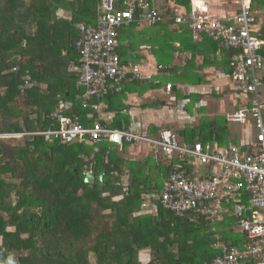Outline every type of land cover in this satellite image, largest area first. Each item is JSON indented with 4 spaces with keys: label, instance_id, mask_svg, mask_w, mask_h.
Returning <instances> with one entry per match:
<instances>
[{
    "label": "trees",
    "instance_id": "16d2710c",
    "mask_svg": "<svg viewBox=\"0 0 264 264\" xmlns=\"http://www.w3.org/2000/svg\"><path fill=\"white\" fill-rule=\"evenodd\" d=\"M123 1L118 9H124ZM192 1L172 0L186 15ZM252 4L264 8V0ZM100 8V0H0V135L25 134L20 139L0 138V264H144L141 254L146 251L147 264H209L220 254L213 243L248 244L230 213L212 223L213 218L196 213L176 216L165 210L158 196L170 168L157 165L150 153L139 160V145L118 147L107 140L49 143L29 135L52 129L49 117L59 102L71 101L72 113L86 127L99 121L113 130L154 137L173 128H137L129 108L181 105L191 116L201 93L187 94L177 85L206 84L208 68L230 74V54L222 51L218 57V44L207 37L193 41L186 24L175 26L169 20L148 32L132 23L118 30L122 63L142 64L150 51L157 65L172 68L113 86L90 100L100 105L98 112L83 109L84 89L73 71L79 65V34L74 28L95 25ZM60 10L65 20L57 17ZM179 52L188 55L184 64L176 60ZM259 53L264 58V47ZM262 80L264 86V74ZM168 83L173 85L170 94L163 93ZM146 95L151 101L144 105L133 100ZM170 97L174 101H168ZM196 112L202 116L204 109ZM235 125L225 117L204 116L173 132L187 144H244ZM87 173L92 174L91 183L84 182ZM147 200L155 214L134 216Z\"/></svg>",
    "mask_w": 264,
    "mask_h": 264
},
{
    "label": "built area",
    "instance_id": "2783aa9c",
    "mask_svg": "<svg viewBox=\"0 0 264 264\" xmlns=\"http://www.w3.org/2000/svg\"><path fill=\"white\" fill-rule=\"evenodd\" d=\"M100 1L95 25L75 26L79 34L75 47L79 65L74 71L78 73L79 87L84 89L83 109L98 112L100 105L90 100L101 98L122 82L149 78L139 64L122 63L117 53L118 30L132 23L152 27L170 20L175 26L186 24L193 41L207 37L218 44V55L222 51L230 54V74L219 72L216 76L226 79L229 90L245 102L241 108L227 113L225 119L244 128L249 123L254 130L253 139L241 145L222 147L217 142L187 144L169 130L160 131L153 137L124 128L113 130L99 121L86 127L72 113L71 101L59 102L49 117L52 129L29 135L43 137L49 143L107 140L118 147L130 143L149 146L156 164L170 168L158 196L165 210L176 216L196 213L213 219L230 213L236 218L239 230L246 235L248 244L242 247L212 245L220 250V254L209 264H246L248 260L264 264V103L261 98L264 58L259 53L264 47V35L257 27L252 0H230L235 8L231 16L211 14L207 5L212 0H193L188 15L175 6L162 14L155 6L157 0H124L122 10L118 9L119 0ZM175 46L179 47L178 44ZM185 57L184 53L176 54L183 64ZM171 68L156 64L155 76ZM172 86L166 84L164 93L170 94ZM177 88L187 94L197 93L191 86L177 85ZM170 100L174 101V98L170 97ZM23 135H0V138ZM244 135L248 136V133ZM152 208L155 207L147 200L142 203L141 212L147 213Z\"/></svg>",
    "mask_w": 264,
    "mask_h": 264
},
{
    "label": "crops",
    "instance_id": "0c3cea01",
    "mask_svg": "<svg viewBox=\"0 0 264 264\" xmlns=\"http://www.w3.org/2000/svg\"><path fill=\"white\" fill-rule=\"evenodd\" d=\"M173 2L172 0H157L156 3H155V6L157 9H159L162 14L166 13L167 11V8L173 6ZM232 4H230V0H212L210 2H208V5H207V8L209 10V12L211 14H215L217 16H223V15H228V16H231L233 14V12L235 11V8L233 6H231ZM255 13L257 14V27L261 28V25L264 24V17H262V15H264V8H262L261 10H257V9H254ZM259 14H261V17L259 16ZM57 17L59 19H66V14L65 12L62 10L58 11L57 12ZM75 31L77 32L76 28H74ZM78 33V32H77ZM185 54V53H184ZM145 55V53H144ZM186 56H188L187 54H185ZM218 57L219 55L216 54ZM146 56V55H145ZM201 60V57L199 58ZM218 59V58H217ZM176 60H180L178 58H176ZM155 57L151 54L147 55L145 57V59H143V61L141 60L142 64H139L140 65V68L143 70V72L145 73L146 76L148 77H155V66H156V62H155ZM74 71V70H73ZM220 71L218 70H214L212 68H208L205 70V74L208 75L206 76V79L208 82H206V84H203L201 86H196L194 87L193 89L197 92V93H201V101L198 102L197 105H195L196 108H194V111L197 110L198 108H203L204 109V113L202 114H198L196 113V115L199 117H204L206 116L207 118H211V117H208V115H206V111L209 109V106L206 108L207 105H209L208 102L212 101V102H216L217 103V112L218 110H221L220 111V114L218 115H215L213 116L212 118L214 117H225V115L235 109H238V108H241V106L244 104L245 102V99L241 98V97H238L239 100L236 102V104L233 105V103L231 105H220L222 100H223V96L222 95H219V93L217 92H220V94L223 93V91H227L226 93V97H229L231 98L234 94L233 92H231V90H229L228 88V81L226 79H220L219 77L217 78V73H219ZM228 88V89H227ZM164 93V92H163ZM228 95V96H227ZM148 95H146L145 97H147ZM264 98V86L262 87V90H261V98ZM180 106V105H178ZM205 106V107H204ZM232 107V108H231ZM132 109L133 108H129V112H130V116H131V119H135L134 121H136V119L140 121L141 125L146 127V126H150V125H153L152 122L150 123H147V121H150V119L146 118L142 116V119H140L139 117V114H132ZM196 112V111H195ZM216 114V113H215ZM196 117V116H195ZM157 126V125H156ZM159 127V126H158ZM250 128V124L248 123L246 125V128L240 126V125H235V128H234V131H237L241 134V131L242 130V133H245L247 132L248 133V129ZM132 151V149H131ZM139 153H137V157L139 158V160H142L144 159L143 156H140V154L138 155ZM146 157V156H145ZM146 202V201H143V203ZM141 208V206H140ZM146 212V210H145ZM147 214H155V208H152V211L149 210V212L147 213H142L141 212V209L139 212H137L136 214H134V216H141V215H147ZM221 219L220 218H217V219H213L212 220V223L214 222H218L219 220ZM214 244H219V243H213ZM213 248V246H212ZM214 249V248H213ZM147 252V251H146ZM143 253L141 254V258L142 260L144 261L143 263L144 264H147L150 260V256H149V252L148 253Z\"/></svg>",
    "mask_w": 264,
    "mask_h": 264
},
{
    "label": "rangeland",
    "instance_id": "374dc122",
    "mask_svg": "<svg viewBox=\"0 0 264 264\" xmlns=\"http://www.w3.org/2000/svg\"><path fill=\"white\" fill-rule=\"evenodd\" d=\"M259 16L261 17V14H259ZM262 17H264V15H262ZM140 28L145 29L146 31L151 29L150 27H145V26H141ZM148 32H151V31L149 30ZM150 53H151L150 51L145 52V55L147 56ZM226 92L227 91H223L222 94H220V92H217V93H219V95L223 96L222 97L223 100H222L220 105L224 106L225 104L226 105H231L232 103H233V105L236 104V102L239 100V98L235 95H233L231 98H229V97L225 98V96L227 94ZM159 97H160V99H162L161 94ZM149 99H150V97L147 96V98L143 97V98H137V99H133V100L134 101L139 100L140 103H143L142 105H144V103L151 101ZM168 101L172 102L170 99H168ZM208 103H209V105H207L205 108V109H207V107L209 106V109L206 111L207 112L206 115H208V117L212 118L213 116L220 114L221 110H218V112H217V103L215 101L214 102L210 101ZM181 108H182L181 106H176V107L171 106L170 108H163V109L161 108L158 110H155V109H145L144 110V109H139V106H137V107L135 106L132 109V114H139L140 119H142L141 115H143L145 117V119L146 118L150 119V121H147V123L152 122L154 125H157L159 127H164V128L172 127L173 128L172 132H173L174 130L179 129L186 124L196 123L197 120H199L201 118L200 116L198 117L196 115V113H197V112H195L196 110L194 111V109H193L195 114H192L190 116V115L183 113V110ZM136 121L137 122H135V121L134 122L137 124V128H140V124H141L140 121L141 120L138 121L136 119ZM170 130L171 129H169V131ZM241 136H242V138L240 139L241 140L240 142H242L244 140H252L253 136H254V130L252 128H249L248 129V136H246L244 134H240V137ZM20 138L21 137H18L17 139H20ZM150 152L152 153L150 147L145 145V144H139V146L136 148V153H139L140 156H142L144 154L147 155ZM143 158H144V156H143Z\"/></svg>",
    "mask_w": 264,
    "mask_h": 264
},
{
    "label": "water",
    "instance_id": "95a60500",
    "mask_svg": "<svg viewBox=\"0 0 264 264\" xmlns=\"http://www.w3.org/2000/svg\"><path fill=\"white\" fill-rule=\"evenodd\" d=\"M104 174H105V172H102V173L100 174V176L98 177V182H99V184H101V182H102V177L104 176ZM92 179H93L92 174H91V173H87V174L85 175L84 182H85V183H91V182H92Z\"/></svg>",
    "mask_w": 264,
    "mask_h": 264
},
{
    "label": "clouds",
    "instance_id": "9594fccd",
    "mask_svg": "<svg viewBox=\"0 0 264 264\" xmlns=\"http://www.w3.org/2000/svg\"><path fill=\"white\" fill-rule=\"evenodd\" d=\"M10 264H11V262H10Z\"/></svg>",
    "mask_w": 264,
    "mask_h": 264
}]
</instances>
